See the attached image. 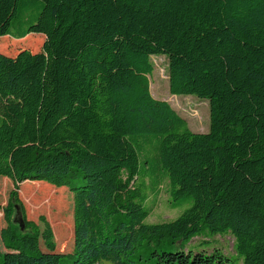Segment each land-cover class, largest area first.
I'll use <instances>...</instances> for the list:
<instances>
[{
	"label": "trees",
	"instance_id": "1",
	"mask_svg": "<svg viewBox=\"0 0 264 264\" xmlns=\"http://www.w3.org/2000/svg\"><path fill=\"white\" fill-rule=\"evenodd\" d=\"M31 34L40 52H0V264H264V0H0V38ZM161 55L172 95L209 102L207 133L152 95ZM28 182L62 215L43 182L73 193L72 253L28 220ZM165 186L184 211L150 224ZM205 231L231 234L238 262L187 252Z\"/></svg>",
	"mask_w": 264,
	"mask_h": 264
},
{
	"label": "rangeland",
	"instance_id": "2",
	"mask_svg": "<svg viewBox=\"0 0 264 264\" xmlns=\"http://www.w3.org/2000/svg\"><path fill=\"white\" fill-rule=\"evenodd\" d=\"M4 39V38H3ZM0 38V52L8 56H16L22 50H29L32 53H37L42 50L45 38L41 34H31L24 41H3ZM154 64V71L151 75V92L152 95L158 100H165L182 116L189 124L190 129L195 133H207L210 129V106L207 100L199 99L196 96H174L170 93L169 85V67L168 58L166 56H154L152 58ZM75 180L76 186L84 184L83 175L81 172L77 173ZM6 178H3V180ZM5 181V180H4ZM0 188V235L2 228L7 225L4 218V210L6 209L9 201V194L13 190V183L11 181L4 182ZM27 187L25 183L20 184V199L24 205L28 220H33L39 223V217L45 216L51 223L57 240V247L60 253H72L73 249V193L67 187L57 188L53 185L44 183L52 187L51 194L55 193V198L63 199L68 204L69 212L65 215L60 214L57 210V205L52 206L50 209L47 200L46 205L42 201H35L23 193L25 190L37 192L39 190L40 182H28ZM40 195V194H39ZM148 205L151 207V214L147 219L150 224L168 222L176 219L183 211L181 209H173L168 193V188H162L158 199L155 201L154 197L148 200ZM190 206V205H189ZM188 206V207H189ZM185 207V208H188ZM74 209V207H73ZM71 213V215H70ZM16 215L14 216L13 222ZM69 219V236L63 239L61 235V227L67 223ZM18 224V223H16ZM20 225V224H18ZM235 238L231 234L212 236L208 231L203 232L201 235L194 238L189 244L186 245V251H193V253L202 252L208 255L220 251L229 259L238 262V256L235 250ZM177 250L180 246L176 247ZM74 263V258H71L69 264ZM101 264H111L103 262ZM238 264H242L239 260Z\"/></svg>",
	"mask_w": 264,
	"mask_h": 264
},
{
	"label": "water",
	"instance_id": "3",
	"mask_svg": "<svg viewBox=\"0 0 264 264\" xmlns=\"http://www.w3.org/2000/svg\"><path fill=\"white\" fill-rule=\"evenodd\" d=\"M16 209H17V214H16V217H15V220L14 221L16 223L20 224L21 227H22V229H23V227H24V221H23L22 213H21V211H20V209H19L18 206L16 207Z\"/></svg>",
	"mask_w": 264,
	"mask_h": 264
}]
</instances>
